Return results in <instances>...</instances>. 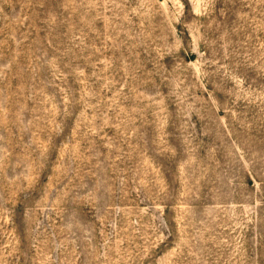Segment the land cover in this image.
I'll return each mask as SVG.
<instances>
[{"label": "rangeland", "instance_id": "obj_1", "mask_svg": "<svg viewBox=\"0 0 264 264\" xmlns=\"http://www.w3.org/2000/svg\"><path fill=\"white\" fill-rule=\"evenodd\" d=\"M0 264H264V0H0Z\"/></svg>", "mask_w": 264, "mask_h": 264}]
</instances>
